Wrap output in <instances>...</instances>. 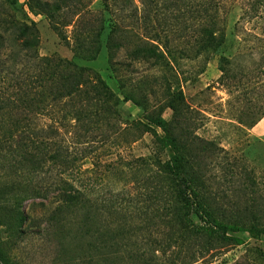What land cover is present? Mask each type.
<instances>
[{
  "label": "trees",
  "instance_id": "1",
  "mask_svg": "<svg viewBox=\"0 0 264 264\" xmlns=\"http://www.w3.org/2000/svg\"><path fill=\"white\" fill-rule=\"evenodd\" d=\"M101 1L108 6L107 0ZM81 3H44L40 11L56 19L62 6L75 8ZM210 19L215 24L207 48L224 52L227 36L224 32L215 35L218 25L215 18ZM107 28L104 16L98 25L75 28L73 58L94 60L101 52ZM112 31L106 33L105 42L111 57L120 47ZM11 36L8 44L0 42V52H7V56L0 55V264H20L13 248L26 233L23 227L28 223L33 224L36 236H47L53 243L50 264H196L207 255V234L236 244L239 240L226 234L241 231L264 241V224L252 208H243L246 215L240 214V207L227 215L212 199L214 210L221 215L217 218L208 212L209 189L203 169L207 153L214 151L215 145L194 135L192 112L180 88L155 83L163 87L164 95L148 112L147 120L162 136L140 122H122L136 133L134 140L137 134L150 133L155 154L168 150V161L149 157L103 166L94 163L87 179L86 172L75 167V158L72 160L67 149L56 142V137H61L58 132L35 129V116L51 113L57 115L61 127L73 122L74 128L85 134L104 135L106 128L121 124L123 101L146 110L149 95L144 96L143 105L129 96L120 100L88 70L71 61L40 57L38 32L32 22L14 24ZM140 59L151 61L152 66L163 61L155 55L133 61ZM220 63L222 76L228 78V60L221 57ZM112 71L118 72L116 66ZM117 77L124 83L119 74ZM148 86L155 94L154 85L150 82ZM165 110L171 112L170 121L162 117ZM100 166L105 168L103 172ZM155 166V170H148ZM51 168L56 173L48 181L44 175L51 173ZM93 174L96 181H112L113 187L97 189L89 181ZM136 189L140 192L131 194L130 190ZM50 198L54 206L51 202L48 207L36 206V211H42L40 215L34 207L28 213L20 206L24 200L47 202Z\"/></svg>",
  "mask_w": 264,
  "mask_h": 264
},
{
  "label": "rangeland",
  "instance_id": "2",
  "mask_svg": "<svg viewBox=\"0 0 264 264\" xmlns=\"http://www.w3.org/2000/svg\"><path fill=\"white\" fill-rule=\"evenodd\" d=\"M62 1L0 0V42H10L14 24L32 22L38 32L40 57L71 61L88 70L120 100L129 96L143 105L148 94V102L146 110H142L131 101H123L121 124L106 128L104 135L85 134L75 129L73 122L61 127L57 115L46 112L35 116V129L58 132L61 137H56V142L67 149L72 160L75 158V167L86 172L87 179L90 176L87 173L95 169L94 163L103 166L149 157L165 162L169 160V151L157 156L150 133L137 134L134 140L136 133L122 122H140L162 136L147 120L148 112L164 95L163 87L155 83L178 87L188 111L192 112L194 135L215 145L214 151L207 153L203 169L209 189L208 212L217 218L221 215L212 204V199H216L217 208L227 215L237 207L242 209L241 215H246L243 208L250 207L264 224V0H107L108 6L101 0H82L75 8L62 6L56 19L40 11L44 3L62 5ZM102 16L109 28L102 36L100 54L91 61L73 58V30H81L87 24L98 25ZM210 18H215L218 25L215 35L224 32L227 36L224 52L207 48L215 24ZM69 21L70 25L64 27ZM110 29L120 44L112 51L113 57L105 43ZM2 53L7 56V52ZM150 55L162 57V65L152 66L151 61L142 59L133 61ZM221 57L229 62L228 78L219 70ZM113 66L118 72L112 71ZM117 74L124 83L119 82ZM150 82L155 94L149 92ZM162 117L170 121L171 112L165 110ZM101 166L98 169L103 172L105 168ZM54 169L44 175L48 181L55 176ZM93 176L89 181L97 189L113 187L112 181H96ZM136 190H130L131 194L140 192ZM51 201L52 198L47 202L24 200L20 206L28 213L34 207V212L40 215L42 211L39 208L36 211V206L48 207ZM23 230L26 233L13 248L18 262L50 264L55 251L53 243L47 236H36L33 224H26ZM226 236L239 241L233 244L214 240L207 234V255L196 264H264L261 238L241 231H228Z\"/></svg>",
  "mask_w": 264,
  "mask_h": 264
}]
</instances>
